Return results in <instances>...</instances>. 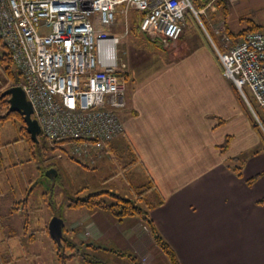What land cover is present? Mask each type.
Returning a JSON list of instances; mask_svg holds the SVG:
<instances>
[{
    "label": "crops",
    "instance_id": "crops-1",
    "mask_svg": "<svg viewBox=\"0 0 264 264\" xmlns=\"http://www.w3.org/2000/svg\"><path fill=\"white\" fill-rule=\"evenodd\" d=\"M215 34L219 39L220 33ZM227 34L234 33L224 26L221 35ZM222 37L219 40L224 47ZM237 40L229 41L234 44ZM175 49L179 55L188 45L179 39ZM200 50L194 64L186 66V73L176 72L160 81L159 86L167 87L135 90L125 100L126 107L120 112L124 135L107 146L105 157L95 167L104 168L109 156L129 146L133 162L145 171L152 197L159 201L148 210L149 218L178 264H264V204L259 203L264 199V130L253 127L255 119L248 105L223 77L211 44L207 42ZM19 133L13 142L30 148ZM8 144L0 140V264H30L27 246L36 237L24 212L35 207L31 201L33 182L21 183L15 172L12 175L3 167L1 151ZM234 163L240 167L241 177L231 170ZM35 177L38 183L39 172ZM250 179L254 181L248 185ZM142 186L138 180L135 187ZM130 188L134 189L132 184ZM73 211L67 221L62 218L63 225L80 240L79 230L70 229V225L87 218L94 234L87 241L100 248H86L85 257L121 252L123 264L127 260L140 264L142 250L148 251L150 264H169L151 238L139 240L135 235L140 225L137 219L116 224L102 211ZM46 233L49 236L48 229ZM113 240L122 249L99 247L101 242Z\"/></svg>",
    "mask_w": 264,
    "mask_h": 264
},
{
    "label": "built area",
    "instance_id": "built-area-1",
    "mask_svg": "<svg viewBox=\"0 0 264 264\" xmlns=\"http://www.w3.org/2000/svg\"><path fill=\"white\" fill-rule=\"evenodd\" d=\"M218 1L209 0L207 6ZM221 1L227 5L237 0ZM129 9L141 15L140 32L160 39L165 47L178 41L186 18L199 13L190 0H0V42L22 75L18 86L31 104V117L52 160L66 158L82 167H95L107 146L124 135L120 118L126 107L120 78L124 65L119 67V37L113 29L120 13L128 33ZM205 33L223 77L264 130L249 101L264 116V31L247 33L234 44L228 36L222 37L223 51ZM87 220L70 225L79 230L77 236L83 241L94 238ZM140 226L135 235L147 239L148 229L143 226L142 234ZM139 260L151 262L147 251L140 253Z\"/></svg>",
    "mask_w": 264,
    "mask_h": 264
},
{
    "label": "rangeland",
    "instance_id": "rangeland-1",
    "mask_svg": "<svg viewBox=\"0 0 264 264\" xmlns=\"http://www.w3.org/2000/svg\"><path fill=\"white\" fill-rule=\"evenodd\" d=\"M224 6L225 8L215 4L208 7L206 4L197 16L189 15L186 18L184 31L179 39L187 43L188 49L182 54L179 53V55H177L178 51L175 49L179 39L173 46L165 47L160 39L141 33L138 22L133 21L134 12L131 9L128 10L127 16L128 33L125 34V18L122 14H117L113 35L119 37L117 59L119 67L124 65L121 73L126 77L123 80L125 100L132 96L135 90H155L156 88L167 87L166 84L159 86L160 81L166 76H171L176 72L186 73V66H192L191 64H194L195 59L201 55V46H205L207 42L210 43L205 30L212 40L217 38L216 42L218 45L220 44L219 39L223 35H221V32L225 25L234 34L246 29L250 24L264 30V0H237ZM214 8L218 11H214ZM203 27H205V30ZM214 31L220 33L219 39ZM203 35L205 39L201 37ZM188 60H190L189 63H187ZM8 87H11V85L5 87V89ZM5 89H0V94ZM4 99L7 101V98ZM6 112L7 108L0 107V116L5 115ZM14 121L13 123L12 120H7L0 124L1 143L9 141L7 149L2 150L1 155L3 157V167L10 174L13 175L15 172L21 183H25L26 180L33 182L32 189L34 190L31 195V201L35 204V207L30 206L24 212V216L29 217V229L33 230L36 237L35 241L27 246L30 264H34V261L37 264H57L55 245L46 233V225L53 216L59 215L60 212H62V218L65 221H67L68 214H74L73 210L65 208L64 200L74 196L77 192H79V196H84L97 191L113 193L116 190L125 199L137 201L141 197L142 201H138L137 204L143 209L149 210L153 205H158L159 201H155L152 197L151 191L153 189L148 188L150 185L146 183L145 171L141 164L133 162V152L128 145L127 148L124 147L115 152L113 156H109L106 162L107 165L104 168L103 166L99 168V165L95 168L82 167L66 158L61 161L53 159V161L51 159V157H54L53 154L48 148L43 149L45 146L40 137H38V142L39 139L40 142L31 149L25 143L17 145V143L13 142L20 135L19 122L16 118H14ZM51 168L55 171V174L49 173L51 178H47V172L51 171ZM37 172H39L38 183L35 177ZM41 172H43L44 178ZM138 180H141L143 185L140 188L135 187ZM130 184L135 188L131 189ZM142 192L144 193L142 194ZM42 193H44L43 196L41 195ZM157 197L159 198L158 195ZM46 201L51 202L46 204ZM31 208H35V210L32 211ZM116 224H118L117 221ZM142 227L143 225L139 228L143 234ZM63 229H67V227L64 226ZM70 235L67 233L63 237ZM73 238L77 246L81 242L88 243V241ZM148 238H150V235ZM115 243L114 240L113 242L103 241L99 247L104 249L109 247V249L114 251H117L118 247L122 249L118 243V245ZM153 249H156L155 246L150 251L153 252ZM70 252L78 258L73 257L66 264H81L84 262L82 257L85 254V250L77 248V250L74 249ZM70 252L65 250L64 254L67 255ZM124 252L122 251V253ZM139 252L141 253L142 250ZM33 253H38L39 256L33 257ZM113 253L109 256L101 252L96 257L105 264H119L120 261L123 264V256H119L121 252ZM87 254H90L89 250ZM88 258L93 260L90 257ZM115 261L118 262L115 263ZM125 262L124 264H130L129 260Z\"/></svg>",
    "mask_w": 264,
    "mask_h": 264
},
{
    "label": "trees",
    "instance_id": "trees-1",
    "mask_svg": "<svg viewBox=\"0 0 264 264\" xmlns=\"http://www.w3.org/2000/svg\"><path fill=\"white\" fill-rule=\"evenodd\" d=\"M209 0H190L192 7L194 8V10L196 11H200L203 9V7L208 3ZM217 6H223L225 8V4L219 0L216 3ZM134 12V18L133 21L135 20L136 22H138V27H139V22L141 19V15L133 10ZM204 22V19H203ZM226 28V25H225ZM258 30H262L260 27L250 24L246 29L240 31L237 34H227V36L230 38V40L232 39H239L241 36L250 33V32H254V31H258ZM264 31V30H263ZM216 38V37H215ZM214 39V38H213ZM217 39V38H216ZM214 39L213 42L214 44L217 46V48L221 51H223L221 45L216 42L217 40ZM120 78L122 80H124L126 77L123 75H120ZM0 89L3 90L5 89V87L7 86H14V85H18L22 83V75L20 74V72L15 68L10 53L7 51V49L1 44L0 42ZM250 103L252 104L254 110L256 111L261 125L264 128V116L257 110V107L255 106L253 100H249ZM0 107H8L7 101L4 99H0ZM14 118H16L19 122V130L20 132L23 134V136L25 137L27 143L30 146V149L35 147L37 144H35L29 137V135L26 133L25 131V127H24V123L22 121V118L19 114L17 113H5V115L0 116V123H4L7 120H12L13 123ZM253 122V127L254 128H258V124L256 123L255 120L252 121ZM45 148L43 147V149H47V146L44 143ZM225 147H222L221 149H224ZM236 163L232 164L235 165ZM230 167V166H228ZM231 170L239 177H241V170L240 167L235 165V167H232ZM254 181V179H250L248 180L246 183L248 185L252 184ZM148 190V189H146ZM144 192H142L143 194ZM79 192H77L74 196L72 197H68L64 200L65 203V208L68 210H84L87 212H93V211H102L106 214H108L109 216H111L114 220H116L117 222H123L124 220L127 219H137L141 225L145 226L148 231H149V235L150 238L152 240V242L154 243L155 246H157L159 248V250L164 254V256L166 257L167 261L169 264H178L175 258V255L173 253V251L171 250V248L168 246V244L160 238V236L157 234V232L155 231L152 221L149 218L148 215V210L143 209L142 207H140L137 203L138 201H142V198L139 197L137 199V201H133L130 199H125L120 195L114 194L112 192L109 191H97V192H93V193H89L86 194L84 196H79L78 195ZM47 202H51V201H46ZM259 203L264 204V199H262ZM57 217L62 218V212H60L59 215H57ZM66 227V226H65ZM67 233L71 234L70 236L67 237H63L62 242H61V246H57L56 243H54L55 245V256H56V261L57 264H66L70 259H72L74 256V254H71L74 249L77 250V248L80 250H85L86 248H90L94 251L99 250L100 248H96L92 243H90L88 241V243L85 242H81L79 243L78 247L77 244L75 243V241H73V237L76 238L75 232L72 233L69 231V229H67L66 231ZM80 242V241H79ZM76 245V246H75ZM69 251L70 254H64V251ZM121 255V254H120ZM123 256V255H121ZM126 257L130 258L131 260L133 259V257L126 255ZM83 261L87 262L89 264H102L101 262L98 261V259L96 257H91L93 260H89V258L85 257V255L83 254Z\"/></svg>",
    "mask_w": 264,
    "mask_h": 264
},
{
    "label": "water",
    "instance_id": "water-1",
    "mask_svg": "<svg viewBox=\"0 0 264 264\" xmlns=\"http://www.w3.org/2000/svg\"><path fill=\"white\" fill-rule=\"evenodd\" d=\"M3 98H7V113H17L21 116L26 133L29 135L30 139L37 144L40 128L36 120L31 117L32 107L30 102L26 99L22 88L20 86H11L6 88L0 94V99ZM51 171L53 172V170ZM49 173L51 172H47V175ZM63 224L62 218L53 216L47 225L50 238L59 247L62 242Z\"/></svg>",
    "mask_w": 264,
    "mask_h": 264
},
{
    "label": "flooded vegetation",
    "instance_id": "flooded-vegetation-1",
    "mask_svg": "<svg viewBox=\"0 0 264 264\" xmlns=\"http://www.w3.org/2000/svg\"><path fill=\"white\" fill-rule=\"evenodd\" d=\"M48 172H51V171H48ZM67 229H63V233H62V239H63V236L65 235V234H67ZM54 242V241H53Z\"/></svg>",
    "mask_w": 264,
    "mask_h": 264
}]
</instances>
